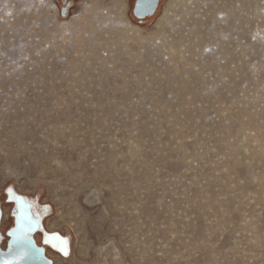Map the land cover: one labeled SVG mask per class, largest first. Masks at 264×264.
I'll use <instances>...</instances> for the list:
<instances>
[{
    "label": "rangeland",
    "instance_id": "1",
    "mask_svg": "<svg viewBox=\"0 0 264 264\" xmlns=\"http://www.w3.org/2000/svg\"><path fill=\"white\" fill-rule=\"evenodd\" d=\"M128 1L0 0L4 238L21 201L54 264H264V0Z\"/></svg>",
    "mask_w": 264,
    "mask_h": 264
},
{
    "label": "flooded vegetation",
    "instance_id": "2",
    "mask_svg": "<svg viewBox=\"0 0 264 264\" xmlns=\"http://www.w3.org/2000/svg\"><path fill=\"white\" fill-rule=\"evenodd\" d=\"M165 1L166 0H129L128 1L129 18L131 19V21L137 24H140V25L149 24L158 18V16L160 15L162 11ZM60 2H61L62 12L65 11L66 14L69 13V11L71 10L73 6V0H60ZM13 217L15 218V216ZM14 218H13V227L7 230L6 235H5L6 239H5L4 233L2 230V226H3L2 225L3 216H2V221L0 225V259L2 258L1 254L13 252L18 247L21 248L19 246L17 237L23 234L26 239L30 240V243L27 244L25 247H23L24 249L29 247L30 244H32L31 241L33 240L36 246L45 252L46 258L52 261L51 264H54L53 259L47 254V248L43 245L44 237L42 238V241H39L38 239L39 236L37 234L40 233L38 229L39 228L38 223L34 221L37 227V230L33 231L31 230L33 228H31L28 221L27 222L24 221L22 225H19L20 219L18 218L17 221L16 220L14 221ZM18 228H20L21 231H18L17 233L19 234L16 235L17 233L15 234L14 230H17ZM4 243L6 245H4ZM33 258H32V261L35 262V264H49L39 259V257H36L34 259ZM12 264H26V263L19 261L18 263L13 262Z\"/></svg>",
    "mask_w": 264,
    "mask_h": 264
},
{
    "label": "water",
    "instance_id": "3",
    "mask_svg": "<svg viewBox=\"0 0 264 264\" xmlns=\"http://www.w3.org/2000/svg\"><path fill=\"white\" fill-rule=\"evenodd\" d=\"M63 14L66 15V12L64 11ZM19 199H23L25 201V199L23 197L20 198L18 196V200ZM18 200L16 201V205H18ZM32 208H34V206H32ZM15 213L16 212H14V216L16 215ZM2 216H3V212H2V209H1V205H0V225H1V221H2ZM26 218L27 217L24 214H21L20 213V215H19V219L20 220L22 219L23 221L27 222L28 220ZM33 221H36L38 223V226H39L38 229H39V231L40 232H43L42 231V226H41L40 220L36 217V215H35V217H33ZM58 234L59 233H55V234L54 233H51V234H49V233L44 232V242H43V245L44 246L45 245L46 246L48 245L51 248H53L54 250L59 251L62 255L66 256L68 253L66 254V253H64V252L56 249L55 244L52 241L53 238L55 236H57ZM31 242H32V244H30L31 247L29 246L26 249L19 248L18 247L13 252L1 254L2 258L0 259L1 260L0 261V264H12L13 262L18 263L19 261L24 262L26 264H30V263L31 264H35V262L32 261V258L33 257L34 258L39 257V259L43 260L45 263L51 264L52 261L49 260L48 258H46L45 252L42 249L38 248L33 240ZM30 254L32 255V257H31Z\"/></svg>",
    "mask_w": 264,
    "mask_h": 264
},
{
    "label": "bare ground",
    "instance_id": "4",
    "mask_svg": "<svg viewBox=\"0 0 264 264\" xmlns=\"http://www.w3.org/2000/svg\"><path fill=\"white\" fill-rule=\"evenodd\" d=\"M167 12H169V11L167 10ZM172 12H173V10H172ZM161 17H162V16H161ZM166 21H167V20H165V18L162 17V18H160L157 22H158L159 24H162V23H164V22H166ZM22 201H23V200H22ZM18 208H19V211L16 213V221L18 220L20 213H21V214H24V215L27 217L26 219L28 220V223L30 224L31 228H33V229H31V230L36 231V230H37V227H36V225H35V223H34V221H33V217H35L36 214H35L33 211H32V213L30 212V206H29L28 204H25L24 202L19 201ZM36 217L40 220V215L37 214ZM23 223H24V221L21 219L19 225H22ZM17 226H18V224H17ZM26 228H27V227H26ZM18 231H21V229L18 228L17 230H14L15 234H16ZM18 234H19V233H17L16 235H18Z\"/></svg>",
    "mask_w": 264,
    "mask_h": 264
},
{
    "label": "snow or ice",
    "instance_id": "5",
    "mask_svg": "<svg viewBox=\"0 0 264 264\" xmlns=\"http://www.w3.org/2000/svg\"><path fill=\"white\" fill-rule=\"evenodd\" d=\"M17 240H18V243H19V246L21 248L25 247L27 244L30 243V240L26 239L25 236L23 234L19 235L17 237Z\"/></svg>",
    "mask_w": 264,
    "mask_h": 264
},
{
    "label": "crops",
    "instance_id": "6",
    "mask_svg": "<svg viewBox=\"0 0 264 264\" xmlns=\"http://www.w3.org/2000/svg\"><path fill=\"white\" fill-rule=\"evenodd\" d=\"M43 208V210L44 209H47V206H43L42 207ZM38 213L36 212V215H37ZM48 214V213H47ZM47 214L44 216V218H42L41 220H40V223H41V226L44 224V220H45V217L47 216ZM59 233V232H58ZM49 234H51V232L49 233ZM53 249V248H52ZM54 250V249H53Z\"/></svg>",
    "mask_w": 264,
    "mask_h": 264
}]
</instances>
